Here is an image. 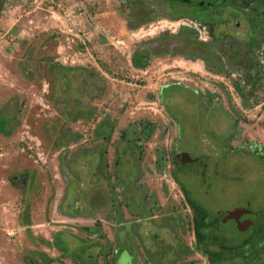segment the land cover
Wrapping results in <instances>:
<instances>
[{
	"label": "rangeland",
	"instance_id": "rangeland-1",
	"mask_svg": "<svg viewBox=\"0 0 264 264\" xmlns=\"http://www.w3.org/2000/svg\"><path fill=\"white\" fill-rule=\"evenodd\" d=\"M138 3L0 0V264L262 263L264 57L238 94L199 60L134 68L174 29Z\"/></svg>",
	"mask_w": 264,
	"mask_h": 264
},
{
	"label": "flooded vegetation",
	"instance_id": "flooded-vegetation-1",
	"mask_svg": "<svg viewBox=\"0 0 264 264\" xmlns=\"http://www.w3.org/2000/svg\"><path fill=\"white\" fill-rule=\"evenodd\" d=\"M148 3L149 8L143 3L135 7L139 18L135 24L155 15L164 18L174 29L168 27V32L161 30L145 40L149 45L137 50L132 60L146 66L149 56L167 52L174 59L179 57L189 63L199 60L208 75L220 76L235 94L244 77L245 83L253 86L260 72L257 56L264 57V0H148ZM243 22L250 31L245 41L242 35L239 38L228 28L237 30ZM241 56L245 60L238 62ZM242 217V222H247V217ZM257 230L254 239L259 235ZM261 259L264 261V253ZM258 261L255 264H264Z\"/></svg>",
	"mask_w": 264,
	"mask_h": 264
},
{
	"label": "trees",
	"instance_id": "trees-1",
	"mask_svg": "<svg viewBox=\"0 0 264 264\" xmlns=\"http://www.w3.org/2000/svg\"><path fill=\"white\" fill-rule=\"evenodd\" d=\"M132 65L135 68H144L145 64L142 62H139L137 60H132ZM245 106V105H244ZM259 157L264 159V149L259 151L258 153ZM185 201L187 205L189 206L190 210L192 211L194 218L192 220V232L196 239V241L200 244L205 240L206 233L210 230L212 226V222L207 221V214L200 209L198 206H196L194 203H192L186 195L183 193ZM195 250L198 251L200 254L205 255L206 250L204 247L197 245L195 246Z\"/></svg>",
	"mask_w": 264,
	"mask_h": 264
},
{
	"label": "water",
	"instance_id": "water-1",
	"mask_svg": "<svg viewBox=\"0 0 264 264\" xmlns=\"http://www.w3.org/2000/svg\"><path fill=\"white\" fill-rule=\"evenodd\" d=\"M242 215H244L245 217H249L246 216V214H244V210H240V209H235L232 212L226 213V219H232L235 221L236 225L239 226L240 223H242L244 217H242Z\"/></svg>",
	"mask_w": 264,
	"mask_h": 264
}]
</instances>
